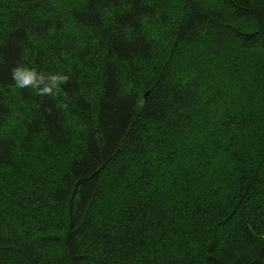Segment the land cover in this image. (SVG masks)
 Masks as SVG:
<instances>
[{
  "label": "trees",
  "instance_id": "obj_1",
  "mask_svg": "<svg viewBox=\"0 0 264 264\" xmlns=\"http://www.w3.org/2000/svg\"><path fill=\"white\" fill-rule=\"evenodd\" d=\"M4 14L0 264H264V0H0ZM19 64L68 82L38 96ZM75 141L51 192L15 206L13 183L39 174L19 156Z\"/></svg>",
  "mask_w": 264,
  "mask_h": 264
},
{
  "label": "rangeland",
  "instance_id": "obj_2",
  "mask_svg": "<svg viewBox=\"0 0 264 264\" xmlns=\"http://www.w3.org/2000/svg\"><path fill=\"white\" fill-rule=\"evenodd\" d=\"M8 19L9 16L6 14L0 16V21H7ZM36 54H37V49H36ZM71 144L72 145H70V147L72 146L74 148L71 151L66 150L64 153H62V148L60 150L53 151L51 146H48L47 150L50 151L49 153H45L44 151H42V149H39L38 151L35 150L33 152L21 154L19 156L18 165L20 168L21 166L22 168H26L25 165H27L31 169L36 168L39 174L34 175V177H32V179H30L29 181L22 180L21 182L13 183L14 185H18L15 188V191L17 190L16 192H14L15 195L12 197V201L15 206L16 204H19V207H23L24 205H26L28 206V208L33 209L34 207H36L35 206L36 198H33V195L31 196V198L28 196L30 191L35 190L37 188L40 189V187H45L46 185L47 187L44 190H49V193L51 192V190L57 184V179L54 177L55 169L62 172L65 162L69 161L72 157L76 156V154L75 153L72 154V152H76L78 150L79 148L78 143L75 141ZM41 153H43V155H41ZM45 155H47V157ZM48 159H50L51 162H48ZM41 176L43 177V180L46 182V184L44 185L40 183ZM8 181L9 180L4 181V183L1 185L5 186ZM136 194L137 191L135 189L130 188L129 190H125L124 197L122 198V202L119 205L118 210L122 212L128 206L133 205L135 203ZM45 202L47 203L48 199H46ZM49 211L52 210L50 209Z\"/></svg>",
  "mask_w": 264,
  "mask_h": 264
},
{
  "label": "clouds",
  "instance_id": "obj_3",
  "mask_svg": "<svg viewBox=\"0 0 264 264\" xmlns=\"http://www.w3.org/2000/svg\"><path fill=\"white\" fill-rule=\"evenodd\" d=\"M12 80L18 88L36 90L38 96H52L54 89L68 82L65 75L59 73L46 75L25 64H19L12 69Z\"/></svg>",
  "mask_w": 264,
  "mask_h": 264
}]
</instances>
